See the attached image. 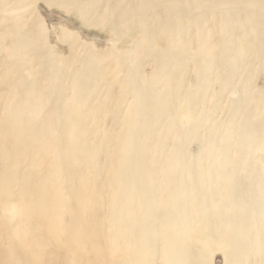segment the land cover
Returning <instances> with one entry per match:
<instances>
[{"label": "bare ground", "instance_id": "1", "mask_svg": "<svg viewBox=\"0 0 264 264\" xmlns=\"http://www.w3.org/2000/svg\"><path fill=\"white\" fill-rule=\"evenodd\" d=\"M43 1L56 3L66 15H78L89 25L102 19L105 27L115 20L109 18V11L120 10L117 20L123 26L117 35L123 38L120 34L141 29V43L146 47L143 55L158 61L159 73L149 82L142 81L135 71L141 68L138 60L131 65L114 53L113 60L106 63L108 56L79 43L73 49L80 55L84 52V57H74L68 65L75 70L69 77L72 87L75 85L74 95L57 99L56 105L59 101L61 105L48 109L52 96L58 94L50 83L36 93L29 90L27 99L18 96L17 83L2 88L0 112L7 113L0 120V136L11 135L23 142L29 134L43 136L40 148H32L30 157L7 156L0 147V193L17 189L29 199L33 213L44 220L38 224L25 218L18 233L34 240V248H40L39 257L45 261L54 253L45 250L57 241V236L44 235L48 216V223H57L76 245L72 264H77L86 247L97 256L105 245L110 251L103 249L101 257L110 255L111 259L99 261L101 264H215L219 252L224 264H264V159L260 167L246 168L256 141L264 143V0H224L221 12L216 9L221 0ZM23 2L0 0L1 25L24 23L30 10ZM50 24L42 20L25 28L8 25L7 30H0V41L7 42L6 34H13L9 43L23 64L43 53L45 35L52 32ZM60 25L62 41L69 37L79 42L69 25ZM77 63H81L78 68ZM0 68L7 70L3 73L6 78L18 74L14 64L0 63ZM121 72L122 78L114 81ZM192 72L195 83L188 79ZM216 80L222 83L219 92L213 88ZM103 81L97 98L89 88L92 85L94 91ZM130 91L135 93L131 102L117 97ZM101 99L104 107L93 106L90 114L101 122L100 137L87 146L82 136L93 128L90 132L79 128L86 123L84 109ZM108 114L115 123L136 122L138 134L146 133L143 140L150 144L141 146L139 168H132L121 155L123 143L109 152L113 144L112 138H105ZM62 121L69 126L65 137L61 135L64 131L59 132ZM143 125L156 128L147 133ZM60 138L66 139V146H60ZM193 141L200 144L194 158L189 149ZM103 149L106 152L99 164ZM255 155H261L260 148ZM66 165L74 167L71 175L66 173ZM85 170L92 175L87 178ZM69 182L77 187L75 208L63 198ZM51 210L57 217L49 215ZM68 221L75 226L71 233L65 225Z\"/></svg>", "mask_w": 264, "mask_h": 264}, {"label": "rangeland", "instance_id": "2", "mask_svg": "<svg viewBox=\"0 0 264 264\" xmlns=\"http://www.w3.org/2000/svg\"><path fill=\"white\" fill-rule=\"evenodd\" d=\"M23 3H26L27 9L30 10L29 15L24 19V23L22 25H20L21 24V22H20L16 26L12 22H6V24H4L5 22H3L2 23L3 26L0 23V25L2 26L0 28V30L5 29V28H6L5 30H7L8 25H9V27L11 26V27H15V28L16 27L21 28V26H23L22 28H25V27H28L31 23H38V22H41L42 20H44L45 22H47L49 24L52 23V25L50 24L51 28H52L51 29L52 32H51V34L45 35L46 38L44 39L43 42L46 44V46H45V49H43V51H42L43 53H39L40 56L37 55V56L27 58V60L23 64L17 59V56L14 54V50H15L14 45L9 43V42H12L14 40V35L12 34L11 37H8V35H9V32H8V34H6V36L8 38L7 42L4 43V42L0 41V51H1L0 63L2 64L4 62H7L9 64H14V66L18 72V74L16 76L6 78V75L3 73H6L7 70L0 68V93L4 92V90H3L4 87L7 88V87H10L11 85L17 83L18 84L17 85L18 86V89H17L18 96H20V99H27L28 98L27 94H29V90L33 89L32 92L34 91L36 93L37 92L36 89H39V87H43V86L50 83L49 87H50V85H52V86L54 85L58 94L52 96L51 104L49 105L48 109L51 110L52 108H55L56 106L61 105L60 101L56 105L57 99H60V98L64 99L67 96L74 95V93H72V92H73V88L75 85L72 87L73 84L69 81V77L70 76L73 77L75 75V70L74 69H68V68H70L68 65L73 61L74 57L75 58L76 57H80V58L84 57V52H82V54L80 55V52H77L73 49L74 47L78 46L79 43H83L87 48L96 51L100 55L108 56L107 59L104 60V62H106V63L113 60L114 53L118 56H122L124 59H127L128 64H131V65L134 64L135 60H138L139 66H141V68L138 67V68H140V72H138L139 71L138 68L135 69V71H136V74L139 73L138 77L142 81H143V79H145L147 82H149L150 80L153 79V76L155 77L156 75H158V73H159L158 61L153 59L152 57L147 56L146 54L143 55V53L146 52V47L144 45H142V43H141V41L144 37V35H142L144 33L141 32V29H139L136 32H135V30H133V31L128 30L126 32V34H120L121 37H123V38H120V36L117 35L116 31L119 30L123 26L117 20L118 17L121 15L120 10L109 11V13H110V14L108 13L110 16L109 18H113L115 20L111 21L110 25L105 27V26H103L104 21L102 19L93 25H89L87 22H84V21L82 22L78 15H75V14L66 15V13L59 6H56V3H50L49 5H47L48 3H46L43 0H40L39 3L31 2L30 0H24ZM71 3H74V2H71ZM124 4H125V2H124ZM224 8H225L224 0H221L220 5L216 9L221 12V11H224ZM209 10H212V8H209ZM94 18L97 20V16H95ZM60 24L65 25V26L69 25L71 30L74 31L78 35V38H80L79 42H73L72 39L69 37L65 41L64 40L62 41L61 40L63 37L62 36V26ZM133 33H135L134 36H133ZM161 42L164 44L168 43L167 41L166 42L161 41ZM82 48H84V50H86L85 47H82ZM45 51L48 53L47 56H44ZM111 54H113V56ZM143 57H144V61L142 59ZM79 64H81V63H77L78 66L77 65H75V66L78 68L80 66ZM52 66L53 67L54 66L59 67L61 69H60V71H58L57 68H53V70H51ZM125 66L122 65L121 67L123 68ZM73 71H74V73H73ZM123 74H124L123 72L119 73V75H117L118 77L116 79H114V81L121 79ZM226 76L227 75H225L224 77H226ZM52 78H54V82H51ZM188 79H190L189 80L190 82L195 83L196 82V74L194 72H192L191 74L188 75ZM3 81H6L7 83L3 82ZM37 81H39L41 83H39V85H36L35 82H37ZM104 81H106V79ZM104 81L99 83L97 85L98 89L95 88L94 91L92 89L93 86L90 84L91 88H89V90H92V93L93 94L95 93L94 95L95 96L97 95V98H98V95L100 93H102L103 85L106 83ZM8 82H9V84H8ZM32 83L35 84V86ZM40 84H41V86H40ZM221 84H222L221 80H216L215 84L213 85L214 91L219 92ZM21 85L23 88L21 87ZM32 86H33V88H32ZM112 90L114 91V87L111 88V90H107V91L109 93L110 91L113 92ZM98 92H100V93H98ZM118 92H120V89L118 90ZM37 94L34 95V98L36 97L34 99L35 102L32 100L34 103H36V101H37L36 104H38V102H39V99H37L39 94L38 95ZM120 94L117 97H120V99H130V102L133 100V98L135 96V93L132 91L128 92L127 94H124V93H120ZM128 95H131V96L128 97ZM93 99H95V97ZM150 100H152V98ZM92 103L90 106L92 108L84 109V113L88 115V116L86 115V118H84V120H83V122L86 121V123H83V124L80 123L81 127H79L81 129L86 128L87 129L86 131H89L93 128L92 129L93 132L89 131L90 133L82 136V137H84L82 140L83 141L86 140V142L89 143L87 146H90V144H94L95 142H97L96 140H94V138L98 139V136H99V135H97V134H99L98 129H101V127L99 126L101 122L99 121L97 123L95 118H92V116H90L91 109H93V106H95L96 108H98L99 106H100V108L104 107V105H103L104 102L102 99L99 102H96V103L94 102V104H92ZM52 104H55V105H52ZM98 104H99V106H98ZM112 110H114V109H112ZM129 110H132V108L130 107ZM0 113H2V114H0V120H3L5 118V115L7 112L2 111ZM107 117H110V119L107 118L108 119L107 120V123H108L107 124L108 125L107 133H106V136L103 133V136H105V138H106L108 135V137H107L108 141H109V138L113 139V140L112 139L110 140V144L111 145L113 144V147L110 149L109 152L110 153L113 152V149L116 148V147L114 148V146H116L117 144L121 145L123 143V145H125V148L122 151L123 154L121 153V155H124L127 158V160L129 159L128 162L129 161L131 162L130 166L132 168H135V169L139 168L137 160H138V158L140 159V157H141L140 156L141 146H145V145L150 144V143L143 140L146 136V133H144L142 135L138 134L137 131H139V130H136V127H135V125L137 124L136 122H131V124L125 123L123 125L122 123H120L121 121L119 123H115V121L114 122L111 121L112 120L111 114H108ZM72 118H74V117H72ZM89 121H90V123H89ZM93 121L96 122L98 125L95 126L96 123H92ZM111 122L113 124L115 123L116 125L115 124L113 125ZM86 124H88V126ZM130 125H132V126H130ZM109 126L110 127L112 126L113 128H115L114 126H116L117 129L115 128L113 131V130H111L113 128H110ZM153 126H155V125H153ZM153 126L148 127L147 125H143L141 128H143V130L145 132L151 133L156 128V126L154 128H153ZM1 127H3V126L0 125V128ZM68 127L69 126L67 125V123H63V121H62V124H60L59 132L64 131L63 134H61L62 136L64 135L63 137H65L67 135V131L69 129ZM98 127H100V128H98ZM88 128H90V129H88ZM36 130L37 131L41 130L40 125L36 126ZM157 132L160 133V130ZM161 133H162V129H161ZM90 134L92 135V137H90ZM93 134H95V136ZM112 134H114V135H112ZM111 135H112V137H110ZM8 136H3V135L0 136V147L3 146V148L5 149V153H7V156L10 155V156H14V157H21V156H24V154L26 156L30 157L31 156L30 154H31V152H33V150L40 148V146H41L40 142H41V139L43 137V136H39L38 132L35 133V135L29 134V135H27L28 138H26V141H24L25 142L24 143L23 141L14 139V137L11 135H8ZM85 136H88V137L85 138ZM122 138H123V140H122ZM91 140H93L95 142H93ZM64 142H65V144H64ZM90 142H92V143H90ZM59 144H60V146H66L67 145L66 139L60 138ZM12 146H14L15 148ZM189 147H190L189 149H190L191 153L193 154V158H194L195 155H197L198 151L200 150V144L198 141H193L191 143V146H189ZM32 148H33V150H32ZM87 148H89V147H87ZM92 148H94V147L92 146ZM258 148H260V154L261 155L256 157L255 152ZM20 149H22V150H20ZM127 151H128V153H127ZM105 152L106 151L104 150L102 152V155L98 159L99 164L102 163L101 159H103V154ZM262 154H264V143L259 140V141H256L254 150L252 152L248 153V156H247L248 161L246 162V166H247L246 168H248V167H255V168L260 167L261 161L264 159ZM130 156L131 157L133 156L134 160ZM28 169H30V168L28 167ZM31 169H33V168H31ZM65 169L67 171L66 173L68 175H71V172L74 169V167L72 165H66ZM84 172H85L84 174L86 175L87 178L89 176H91L93 173L91 170H87V171L85 170ZM76 179H77V182L79 183V181H78L79 179L78 178H76ZM77 182H75V183H77ZM68 184L69 185H68L67 191H66L67 193L63 194V198L65 200H70L71 201V203H70L71 208H75L74 206L75 205L77 206V202H78V199L76 197L77 196V189H76L77 187L70 186V184H71L70 182ZM65 186H67V183L65 184ZM17 191L18 190L15 189L14 192L8 191L5 194L0 193V264H5L4 262H6V264H10V263L11 264H18V263L19 264H31V263L32 264H53V263L54 264H72L71 262H73L72 259H73L74 253L77 252L76 245H74L73 242L70 241L65 236L66 232H64V230H61L57 223H55L53 225H50V223H48V218H49L48 216H45L46 217L45 223H46L47 230L44 228V230H43L44 235H46V236H49V235L57 236L56 237L57 241H55L54 246L52 248H49L45 251L50 252V253L54 252L53 256H52L53 258L48 257V258H46V261H45V259L41 260L39 257L40 248L39 247L34 248V247H36V245H33V244H35L34 240L32 239L31 240L32 242H30L29 239L24 238L23 234L18 233V230H19L18 225L24 224L25 223L24 221L26 220L25 218L29 217V218H31L30 221L32 223L36 222L38 224L44 222V220H42L41 218H39V216H36L33 213V210L31 209V204H30L31 202L29 201V199L27 197L24 198L23 194H21L19 191L18 192ZM19 195H20V197H19ZM14 203H17V204L13 205ZM56 213L54 212V210L49 211V215L51 217H57ZM38 220H41V221H38ZM65 225H67V227H68L67 231H69V233L74 231L75 226L72 225L69 221L67 223H65ZM40 232H41V230H40ZM40 232H38V233H40ZM41 233H43V232H41ZM60 233H61V235L62 234L63 235L61 236ZM21 236H22V239H21ZM25 239H26V241H25ZM28 241L30 243H28ZM26 245H27V247H26ZM31 246H33V247H31ZM13 247H15L16 249ZM7 248H8V251H7ZM11 248L14 251H12ZM32 248H34V249H32ZM5 249H6V251H5ZM103 249H104V251L105 250L110 251L106 247V245H105V247H103ZM103 249L96 256V254H94L96 252V251H94V249H92L90 247H86L87 253L85 251L84 254L79 255L78 260H77V264H87V262H93L95 264H97V263L101 264L99 261L102 262V260L103 261L106 260L109 262V260L111 259L110 255H105L103 259L101 257V254H103ZM224 250H226V249H224ZM12 253H15V255L18 256V259H17V256H15L14 254L12 255ZM55 254H56V256H55ZM92 254L95 255L96 257H92L91 256ZM9 255H12V256H9ZM2 257H3V260H2ZM54 257H55V259H54ZM88 258H90L91 260ZM54 260H55V262H54ZM12 261L14 263H12ZM16 261H18V263H16ZM215 264H224V259H223V256L220 252L217 253L215 256Z\"/></svg>", "mask_w": 264, "mask_h": 264}]
</instances>
